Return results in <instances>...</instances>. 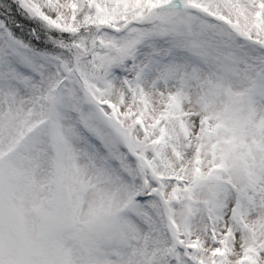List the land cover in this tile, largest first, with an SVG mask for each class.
I'll return each mask as SVG.
<instances>
[{
  "label": "snow or ice",
  "instance_id": "1",
  "mask_svg": "<svg viewBox=\"0 0 264 264\" xmlns=\"http://www.w3.org/2000/svg\"><path fill=\"white\" fill-rule=\"evenodd\" d=\"M0 264H264V0H0Z\"/></svg>",
  "mask_w": 264,
  "mask_h": 264
}]
</instances>
